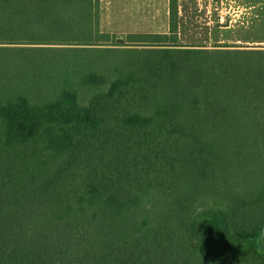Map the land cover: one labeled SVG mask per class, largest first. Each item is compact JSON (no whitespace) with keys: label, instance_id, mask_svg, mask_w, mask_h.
Returning a JSON list of instances; mask_svg holds the SVG:
<instances>
[{"label":"trees","instance_id":"16d2710c","mask_svg":"<svg viewBox=\"0 0 264 264\" xmlns=\"http://www.w3.org/2000/svg\"><path fill=\"white\" fill-rule=\"evenodd\" d=\"M97 3L0 0V264H264V48L43 47Z\"/></svg>","mask_w":264,"mask_h":264},{"label":"rangeland","instance_id":"374dc122","mask_svg":"<svg viewBox=\"0 0 264 264\" xmlns=\"http://www.w3.org/2000/svg\"><path fill=\"white\" fill-rule=\"evenodd\" d=\"M97 11L98 31L103 35L96 37L100 43L43 47L157 49L149 46L154 40L149 37L169 31L168 0H98ZM178 13L180 45L208 50L225 45L264 48V0H178ZM112 57L115 61L122 58ZM88 98V92H80L82 101Z\"/></svg>","mask_w":264,"mask_h":264},{"label":"crops","instance_id":"0c3cea01","mask_svg":"<svg viewBox=\"0 0 264 264\" xmlns=\"http://www.w3.org/2000/svg\"><path fill=\"white\" fill-rule=\"evenodd\" d=\"M102 17V16H101ZM103 23V19L101 18V24ZM103 28V27H102Z\"/></svg>","mask_w":264,"mask_h":264}]
</instances>
